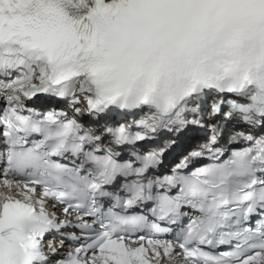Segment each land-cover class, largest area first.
Returning a JSON list of instances; mask_svg holds the SVG:
<instances>
[{"label": "snow or ice", "instance_id": "snow-or-ice-1", "mask_svg": "<svg viewBox=\"0 0 264 264\" xmlns=\"http://www.w3.org/2000/svg\"><path fill=\"white\" fill-rule=\"evenodd\" d=\"M0 101V264H264V0H0ZM190 127L207 141L157 178L175 141L144 142ZM226 132L249 146L180 174Z\"/></svg>", "mask_w": 264, "mask_h": 264}, {"label": "clouds", "instance_id": "clouds-1", "mask_svg": "<svg viewBox=\"0 0 264 264\" xmlns=\"http://www.w3.org/2000/svg\"><path fill=\"white\" fill-rule=\"evenodd\" d=\"M242 40H243V42L245 44V50H247V48L250 46V44H249V42L246 39H243V37H242Z\"/></svg>", "mask_w": 264, "mask_h": 264}]
</instances>
